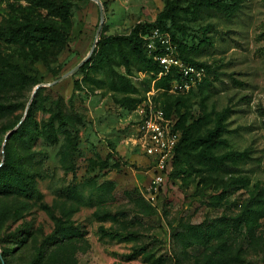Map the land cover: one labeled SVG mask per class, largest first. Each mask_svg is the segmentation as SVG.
Listing matches in <instances>:
<instances>
[{"label": "rangeland", "instance_id": "obj_1", "mask_svg": "<svg viewBox=\"0 0 264 264\" xmlns=\"http://www.w3.org/2000/svg\"><path fill=\"white\" fill-rule=\"evenodd\" d=\"M152 24L208 65L195 87L135 47ZM263 87L264 0H0L7 264H264ZM152 107L183 150L157 189L134 128Z\"/></svg>", "mask_w": 264, "mask_h": 264}, {"label": "built area", "instance_id": "obj_2", "mask_svg": "<svg viewBox=\"0 0 264 264\" xmlns=\"http://www.w3.org/2000/svg\"><path fill=\"white\" fill-rule=\"evenodd\" d=\"M143 39L147 53L160 65L159 73L171 76L169 82L173 89L189 90L206 76L203 66L187 62L179 56L176 43L161 28H152ZM134 122L138 144L150 159L151 180L157 189L166 181L180 135L168 125L165 113L160 107L141 109L140 116Z\"/></svg>", "mask_w": 264, "mask_h": 264}, {"label": "trees", "instance_id": "obj_3", "mask_svg": "<svg viewBox=\"0 0 264 264\" xmlns=\"http://www.w3.org/2000/svg\"><path fill=\"white\" fill-rule=\"evenodd\" d=\"M217 4H218V5H217L218 8H220V9H223V8H224V5H222L221 3L218 2ZM149 26H150V27H146V28H144V29H142V30L140 31V33L138 34V38H137L133 43H134L135 47H139L140 49H143V51H144V55H145V56L147 57V59H148L149 67L152 68L156 73H158V72L160 71V65L158 64L157 61L153 60L152 57L147 53L146 48H145V45H144V39H143V36H144L145 34H147L152 28H154V27L163 28V26H161L160 24H152V25H149ZM163 29H164V28H163ZM171 35H172V39H173V41H174V42L176 43V45H177V49H178V52H179V56H180L183 60H185V61H187V62H191V63L196 64V65H198V66H203V67L205 68V70H206V73H207L208 70H209L208 65H207L206 63H204V62H201V61H198V60H196V59H193L192 57L186 56V55L184 54V51H183L182 47H181V42H179V41L175 38V36H174L173 34H171ZM115 38H116V39H120V37H115ZM195 49H196V47H195ZM162 79H163V81H166L167 83H169V81H170V79H171V76H170V75H164V76H162ZM263 91H264V87H263ZM163 110H164V109H163ZM164 112H165V110H164ZM165 114H166V112H165ZM20 124H21V126H20V128H19V131L25 129V126L23 125L22 121H21ZM11 135H12V134L9 133V134L5 137V142H7V141L9 140V138L11 137ZM181 143H182V141H181V138H180L179 141H178V143H177V145H176V147H175V151H174V156H173L172 163H175V162L178 161V158H179V156H180V151H183V150H182V147L180 146ZM187 147H188V145H187ZM211 161H213V159H211ZM214 161H215V160H214ZM7 169H11V170H13L14 172H17L15 166H14L12 163L1 164V165H0V178H1V180H4V181H2V182H6L7 175H5V172H7ZM166 178H168V176H166ZM6 186H7V183H0V190H3ZM15 250L17 251L18 248H16ZM7 255H8V254H6V253L4 252V250L1 248V250H0V264H2L3 261L5 262V264H7V261H6V259H7ZM42 260H43L42 253H40V254L34 256V257L30 260L29 264H40Z\"/></svg>", "mask_w": 264, "mask_h": 264}, {"label": "water", "instance_id": "obj_4", "mask_svg": "<svg viewBox=\"0 0 264 264\" xmlns=\"http://www.w3.org/2000/svg\"><path fill=\"white\" fill-rule=\"evenodd\" d=\"M98 1V0H96ZM99 7H100V19H99V25H98V28L96 30V36L99 35V31H100V28H101V24L103 22V9H102V6L101 4H99ZM94 46H95V43L92 44V47L90 49V52H89V55L93 52L94 50ZM86 59H83L80 63H78L76 66H74L70 71L69 73H72L74 72L75 70H77L84 62H85ZM2 264H5V262L3 261Z\"/></svg>", "mask_w": 264, "mask_h": 264}]
</instances>
